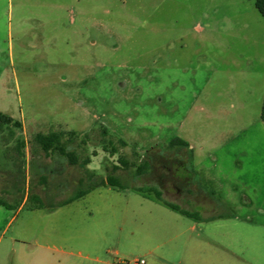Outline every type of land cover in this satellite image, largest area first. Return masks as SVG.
Instances as JSON below:
<instances>
[{
    "label": "rangeland",
    "instance_id": "1",
    "mask_svg": "<svg viewBox=\"0 0 264 264\" xmlns=\"http://www.w3.org/2000/svg\"><path fill=\"white\" fill-rule=\"evenodd\" d=\"M32 1L0 0V113L11 119L0 126V200L12 206L0 208V235L15 215L0 264L10 235L38 232L71 235L77 251L105 242L126 252L128 206L147 202L137 193L154 197L139 190L198 213L197 170L231 177L216 186L219 199L232 178L264 172L255 0H60L66 26L75 17L91 34L65 29L47 44ZM52 133L76 164L42 150L36 135ZM107 176L125 189L102 186ZM39 208L60 209L29 213Z\"/></svg>",
    "mask_w": 264,
    "mask_h": 264
},
{
    "label": "crops",
    "instance_id": "2",
    "mask_svg": "<svg viewBox=\"0 0 264 264\" xmlns=\"http://www.w3.org/2000/svg\"><path fill=\"white\" fill-rule=\"evenodd\" d=\"M32 2L39 8L37 13L30 14V21L40 36V44L53 41L54 36L61 35L65 29L76 38L78 34H91V27L82 20L78 23L75 17L69 18L66 26L62 21L66 14L61 10L60 0ZM8 3L11 5L12 0ZM200 158L198 154L191 157L190 162L199 164ZM211 161L215 163L217 158ZM229 177L196 171L197 194L202 195L204 201L196 203L199 211L194 218L170 209L155 197L136 192L147 202L128 206L132 210L133 228L129 230L132 237L124 238L126 252L107 247L105 242L92 243L88 249L82 247L85 250L77 251L71 235L61 237L38 232L36 236L23 238L10 235L2 256L3 264H9L13 256L15 264H251L246 259L253 260L252 264H264V172L260 176L245 174V177L232 178V187L219 199L216 186ZM239 187L243 190H237ZM222 206L227 210H219ZM58 209L45 212L39 208L29 213L51 214ZM14 220L15 215L7 216L0 243ZM241 242L243 246L238 248Z\"/></svg>",
    "mask_w": 264,
    "mask_h": 264
},
{
    "label": "trees",
    "instance_id": "3",
    "mask_svg": "<svg viewBox=\"0 0 264 264\" xmlns=\"http://www.w3.org/2000/svg\"><path fill=\"white\" fill-rule=\"evenodd\" d=\"M255 7L258 10V12L261 14V16L264 19V0H255ZM261 119L264 121V105L262 108V113H261ZM11 119L5 116L4 114L0 113V126L2 124H8L10 123ZM37 143L41 146L42 150L48 154L50 152L56 151L59 155L64 156L67 159V162L70 165H74L77 163L76 156L73 152H68L66 151L61 145H60V140H59V134L52 133L49 135H42V134H37L35 137ZM102 186H109V187H115L119 189H125L122 187L117 179L113 176H107L104 182L101 184ZM142 193H153L154 197L158 200L161 201L164 205L169 207L170 209L174 211H178L179 213L187 216L194 218L196 217L195 213H191L185 210L180 209L176 205H173L171 203H168L164 200H162L161 193L154 189V188H143L139 190ZM84 195V193H80L78 195V198ZM0 206L4 207L5 209L11 210L12 206L4 202L3 200H0Z\"/></svg>",
    "mask_w": 264,
    "mask_h": 264
}]
</instances>
